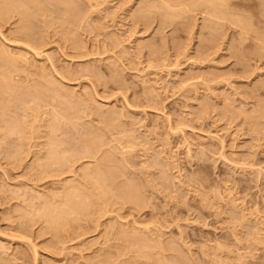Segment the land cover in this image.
I'll list each match as a JSON object with an SVG mask.
<instances>
[{
  "label": "rangeland",
  "instance_id": "1",
  "mask_svg": "<svg viewBox=\"0 0 264 264\" xmlns=\"http://www.w3.org/2000/svg\"><path fill=\"white\" fill-rule=\"evenodd\" d=\"M210 1L0 0V264H264V0Z\"/></svg>",
  "mask_w": 264,
  "mask_h": 264
},
{
  "label": "bare ground",
  "instance_id": "2",
  "mask_svg": "<svg viewBox=\"0 0 264 264\" xmlns=\"http://www.w3.org/2000/svg\"><path fill=\"white\" fill-rule=\"evenodd\" d=\"M22 1H23V0H22ZM204 1H205V0H203V4L205 3ZM213 1L215 2V0H213ZM213 1H210L211 3L209 2V3H210L209 5H210L211 8H215V7H216L215 5H216V2H217V1H220V2H221V0H217V1L215 2V4H213V3H214ZM197 2H198V1H197ZM203 4H201V5H203ZM217 4H218V3H217ZM220 4H221V3H220ZM220 4H219V5H220ZM204 5H205V4H204ZM213 5H214V7H213ZM18 7H19V6H18ZM203 7H204V6H203ZM208 8H209V7H208ZM218 8L221 9L220 6H219ZM218 8L216 7L215 9L218 10ZM24 10H25V9H24ZM211 11H212V9H211ZM214 11H215V10H213L212 13H213ZM216 13H217V14L220 13V10L217 11ZM2 51H3V50H2ZM0 79H2L1 76H0ZM53 126H54V125H53ZM52 129H54V128H52ZM51 131H52V130H51ZM50 146H51V145H50ZM56 146H57V145H56ZM52 147H53V145H52ZM57 147H59V146H57ZM57 147H56V148H57ZM50 150H51V149H50ZM57 150H58V148H57ZM53 151H54V150H52V153H53ZM55 151H56V149H55ZM50 152H51V151H50ZM50 152H49V153H50ZM58 152H59V151H58ZM55 153H56V152H55ZM87 153H89V152H88V149H87ZM49 156H50V155H49ZM52 156H53V154L51 155V157H52ZM55 156H57V153H56ZM59 156H61V155H59ZM90 156H91V155H90ZM63 157H64V156H63ZM92 157H93V156H92ZM60 158H61V159H60ZM53 159H54V156H53ZM58 159H60L61 161H62V159H63V161L66 160V158H65V160H64V158H62V157H58ZM58 159H57V160H58ZM60 160L57 161V162H60ZM57 162H56V163H57ZM101 168H102V167H101ZM98 169H99V168H98ZM90 171H91V170H90ZM90 174L92 175V173H90ZM94 175L97 176V181H98V177H100V176L102 177V175H100V172H98L97 170L93 171V175H92V176L95 177ZM99 175H100V176H99ZM101 177H100V180H101ZM95 178H96V177H95ZM100 180H99V181H100ZM103 180H104V179H103ZM99 181H98L97 183H96V181H94V183L97 185V184L99 183ZM100 182H101V181H100ZM102 183H104V182H102ZM104 184H105V183H104ZM104 184H102V185H104ZM100 185H101V184H100ZM100 185L98 184L97 187L100 186ZM100 187H102V186H100ZM102 188H103V187H102ZM102 188H101V190H102ZM103 189H104V188H103ZM99 191H100V189H99ZM102 192H105V190H104V191L102 190ZM67 200L69 201L70 199H67ZM71 203H72V202H71ZM62 205H63V204H62ZM62 205H61V206H62ZM64 206H67V204L64 205ZM69 208H70V207H69ZM63 209H64V207H63ZM64 210H65V209H64ZM68 212H69V211H68ZM65 214H66V213H65Z\"/></svg>",
  "mask_w": 264,
  "mask_h": 264
}]
</instances>
